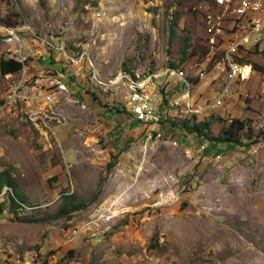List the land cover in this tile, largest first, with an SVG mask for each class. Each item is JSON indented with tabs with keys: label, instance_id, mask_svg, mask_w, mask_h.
Listing matches in <instances>:
<instances>
[{
	"label": "rangeland",
	"instance_id": "1",
	"mask_svg": "<svg viewBox=\"0 0 264 264\" xmlns=\"http://www.w3.org/2000/svg\"><path fill=\"white\" fill-rule=\"evenodd\" d=\"M232 7L240 0H0V26L27 24L66 50L90 52L48 118L38 113L42 100L9 95L36 92L19 84L18 70L0 74V171L25 199L12 211L3 194L12 190L0 193V264H264V58L244 51L250 78L201 115L186 110L181 83L154 82L179 62L185 36L188 53L204 48L211 31L220 45ZM201 58L179 64L196 103L213 99L227 78L223 56L201 78ZM149 74L145 93L179 91L151 137L123 108L127 77L140 83ZM39 86L55 88L56 78ZM232 119L245 121L242 143L210 142L183 127L209 121L215 137ZM66 195L81 205L61 214Z\"/></svg>",
	"mask_w": 264,
	"mask_h": 264
},
{
	"label": "built area",
	"instance_id": "2",
	"mask_svg": "<svg viewBox=\"0 0 264 264\" xmlns=\"http://www.w3.org/2000/svg\"><path fill=\"white\" fill-rule=\"evenodd\" d=\"M227 13L230 14V24L229 28L225 30L224 40L220 42V45H213L212 37L215 33L211 31L205 54L198 62H195L197 72L202 78L214 61L218 63V56H225V63L218 64H221L227 78L213 99H203L199 103H196L194 98L189 99L188 94H186L187 82L184 77V65L167 66L162 78H160L165 81L164 83L154 80V82L157 81L162 85H166L169 79L175 80V84L181 83L183 94L187 99L186 105H193V113L190 114L201 115L208 110L222 107L226 98L230 97L231 87L238 82H246L250 78L254 66L252 67L245 60L244 54L242 55L244 51L255 50L258 56L264 58V0H244L241 8H228ZM208 16H211V13ZM26 31L30 34L28 37L23 35V32ZM37 36L42 35L34 29H28L26 24L0 26V46H3V52L7 55L6 59H13L20 64L18 71L21 73L22 81L19 84L26 83L34 85L36 88L33 96L21 93L16 88L13 91L11 90L9 95L21 97L22 100L28 97L42 100L44 105L39 107L38 113L42 114L44 118H48V107H54L55 103H61V92L72 86L71 82L74 81V76L70 75V72L77 66L87 67L90 52L87 50H73V53H63L58 40L47 38V44H38ZM248 51L246 52L249 53ZM56 63L60 64V68L54 67ZM30 70L35 71L36 74L27 77L26 74ZM59 71L64 73L63 76L60 74L62 77L54 74ZM6 75H12V73ZM44 77L56 78V87L39 86V79ZM144 79L150 80V74L140 81L143 86ZM13 87H15V84H13ZM171 94L172 96L178 95L179 91L172 88ZM124 100L127 103H123V108L127 109L129 106V111L128 109L127 111L132 114L133 118L142 122L146 129H152L148 137H151V134L155 136L156 132L154 130L159 128L158 122L165 123L167 115L162 110H170L179 105L177 98L171 102V104H175L174 107L169 105V101L165 103L162 91L157 90L156 87L154 89V86L149 94L135 93L134 88L130 87L125 93ZM59 121L61 123L65 122L63 115H58L57 123H60Z\"/></svg>",
	"mask_w": 264,
	"mask_h": 264
},
{
	"label": "trees",
	"instance_id": "3",
	"mask_svg": "<svg viewBox=\"0 0 264 264\" xmlns=\"http://www.w3.org/2000/svg\"><path fill=\"white\" fill-rule=\"evenodd\" d=\"M171 33L174 32L173 26L171 25ZM183 44L182 47L180 48V54H179V62L177 64L175 63H170L169 65L172 67H177L180 63L183 64L185 62V60L188 57H192L194 56V54L196 52H199V56H203L206 52L207 49V45L201 46L204 48H193L189 53L187 52V41H188V37L185 36L184 39H182ZM20 68V64L13 60V59H5L3 57L0 58V74L4 75L7 73H11L14 72L16 70H18ZM197 79H192V81H196ZM163 96H165V93L162 92ZM170 91L166 93L167 98H169ZM166 102V100H164ZM111 109H109L110 111ZM131 118V126H135V125H142V122H140L139 120L133 118L132 114L129 112L128 113ZM209 121H205V122H201L197 125L194 126H190L189 122L184 120L183 121V127L189 131V132H193L197 135H203L204 137H207L208 140L210 142H215V143H224V144H228V145H234L236 143H242L241 139L237 136V133L240 132L242 129H244L245 126V121L244 120H239V119H232L230 121V123L228 124L227 127L224 128L222 135L220 134L219 136H209L208 132H206V130H208L209 128ZM163 125V122L160 121L158 122V127L161 129V126ZM233 130H235V134L233 133ZM117 143L119 142L118 139H116ZM245 145H248V142H245ZM116 161V158L113 157V160H111L108 164H107V173L111 170L112 166L114 165ZM4 187L10 188L12 190V193L10 191H8V189L5 191V196L6 198L9 200V207L10 209H12V211H16L19 207H20V203H23V201H25L24 197L22 195H20L16 188H17V184L16 181L11 178L8 173L3 170L0 171V193L1 191L4 189ZM66 201L62 203L60 209H59V213L61 214H68L69 212H71L72 210L78 209L80 207V203H76L73 200V196L71 195H66L65 196ZM3 211V205L2 203H0V213Z\"/></svg>",
	"mask_w": 264,
	"mask_h": 264
},
{
	"label": "bare ground",
	"instance_id": "4",
	"mask_svg": "<svg viewBox=\"0 0 264 264\" xmlns=\"http://www.w3.org/2000/svg\"><path fill=\"white\" fill-rule=\"evenodd\" d=\"M242 1L244 0H240V5L242 7ZM27 25V24H26ZM28 29H31L28 25H27ZM48 36V35H47ZM47 36H37V43L38 44H47ZM48 39H50L48 37ZM61 51L63 53H73L70 50H66V45L64 43H61ZM223 60H225V56H223ZM124 73V72H123ZM133 76H128L127 80H129V84L130 87L134 88L135 93H145V91L142 90V88L144 87L143 85H141L140 83H136L138 80H135L132 78ZM151 77V76H150ZM186 94L189 91V89H191V86L189 84V82L186 80ZM146 90V89H145ZM186 110H188L190 113H193V107L187 105Z\"/></svg>",
	"mask_w": 264,
	"mask_h": 264
},
{
	"label": "clouds",
	"instance_id": "5",
	"mask_svg": "<svg viewBox=\"0 0 264 264\" xmlns=\"http://www.w3.org/2000/svg\"><path fill=\"white\" fill-rule=\"evenodd\" d=\"M193 82H194V81H193ZM162 92H163V91H162ZM164 93H165V96H163V99L166 100V102H165V101H164V102H165V103H168L170 96H172L171 91H170V94H169V96H168L169 98H167V96H166V93H167V92H164ZM165 97H166V98H165ZM173 109H175V108H172V109H170L169 111L171 112V110H173ZM167 119H168V116H167L166 120H167ZM9 189H10V188H9ZM5 191H6V190H5ZM4 193H5V192H4ZM4 193H3V194H4Z\"/></svg>",
	"mask_w": 264,
	"mask_h": 264
}]
</instances>
